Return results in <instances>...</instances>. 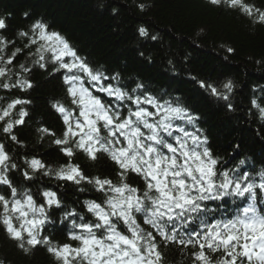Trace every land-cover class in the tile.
Masks as SVG:
<instances>
[{"label":"snow or ice","instance_id":"1","mask_svg":"<svg viewBox=\"0 0 264 264\" xmlns=\"http://www.w3.org/2000/svg\"><path fill=\"white\" fill-rule=\"evenodd\" d=\"M208 2L226 4L254 23L264 24V10L245 0ZM5 27V21L0 19V29ZM30 31L31 35L19 33L28 40L25 47L36 45L38 60L34 63L40 68H46L50 61L57 66L55 71L63 70L72 106L68 108L60 101L52 105L65 125L63 137L54 143L70 160L75 150L93 161L106 155L117 168L118 182L107 177H89L71 162L61 166L55 172L58 179L92 185L102 199L84 202L91 219L81 215L78 223L75 210L64 213V220L71 218L68 239L77 242L75 246L53 244L48 236L42 235V230L49 222V209L55 212L60 208L57 194L43 191L40 193L43 202L38 204L30 192H19L8 177L9 168L18 166L9 165L10 158L0 144V185L10 190L9 195L0 194L3 209L0 224L25 254L42 245L58 264H163L161 244H177L182 249H194L193 264H264V209L259 208L264 204V171L258 174L257 182L242 169L219 170L218 160L206 146V138L198 135L199 129L189 131L184 126L195 127L196 117L187 109L141 92L140 84L128 91L112 83L117 77L94 70L63 36L50 32L43 22L34 23ZM140 34L147 33L141 28ZM6 46L7 41L0 37V53ZM21 51L16 49L6 60L0 55V64L11 65ZM20 67L29 71L24 65ZM10 72V68L0 66V77L9 76ZM17 86L22 90L32 87L30 81L22 78L15 84L0 85L5 89ZM201 87L228 99L227 94L211 85L201 82ZM232 87L231 81L223 85L226 92H231ZM25 103L28 101L17 99L8 104L0 120L9 116L16 105ZM252 104L264 118V107L255 100ZM25 115L21 109V119L14 123L22 124ZM12 127L8 123L3 131L9 133ZM40 131L55 135L48 129ZM26 163L33 173L45 169L35 158ZM44 174L51 175L52 170ZM130 174L143 181L142 189L128 183ZM23 176L31 179L28 171ZM229 201L236 203L235 214L216 219V211ZM218 252L222 255L214 260L212 254Z\"/></svg>","mask_w":264,"mask_h":264},{"label":"trees","instance_id":"2","mask_svg":"<svg viewBox=\"0 0 264 264\" xmlns=\"http://www.w3.org/2000/svg\"><path fill=\"white\" fill-rule=\"evenodd\" d=\"M245 3L264 10V0ZM0 19L6 25L0 29V37L7 41L0 55L6 60L16 49H22L11 65L0 64L11 69L9 76L0 77V85L15 84L21 78L32 85L24 90L18 86L0 87V115L14 100L28 101L16 105L9 116L0 120V144L10 158L9 165L18 166L9 168L8 177L19 192H30L38 204L43 202V191L57 194L60 208L55 212L49 209V222L42 230L53 244L75 246L65 234V224H60L61 217L70 207L79 211L85 201L102 199L92 185L58 179L55 172L71 162L89 177H107L114 182L118 178L117 168L106 155L93 161L75 150L70 160L54 143L63 137L65 125L52 105L60 101L68 108L72 106L63 70L55 71L57 66L50 61L46 68H40L34 63L38 60L36 45L25 47L28 40L19 35H31V26L37 21L63 36L94 70L117 77L112 83L128 91L140 84L141 92L187 109L196 117L195 127L184 126L189 131L199 129L198 135L206 138L219 170H232L237 159L235 172L242 169L259 180L258 174L264 171V118L252 101L264 107V24L254 23L238 9L211 5L208 0H0ZM141 28L146 35L140 34ZM20 65L29 71L24 72ZM228 81L233 85L231 92L223 88ZM201 82L227 94L228 99L213 95L209 88L201 87ZM21 109L27 115L17 125L14 122L21 119ZM8 123L13 127L5 133ZM12 136L17 139L12 140ZM33 158L40 160L45 169L33 173L26 163ZM48 169L51 175L44 174ZM25 171L30 180L24 178ZM128 183L143 188V181L135 174L129 175ZM6 189L0 185V194L9 195ZM160 251L165 264H193L194 249L190 247L161 244ZM0 261L58 264L42 245L25 254L2 224Z\"/></svg>","mask_w":264,"mask_h":264},{"label":"bare ground","instance_id":"3","mask_svg":"<svg viewBox=\"0 0 264 264\" xmlns=\"http://www.w3.org/2000/svg\"><path fill=\"white\" fill-rule=\"evenodd\" d=\"M209 206L212 207V204H210Z\"/></svg>","mask_w":264,"mask_h":264}]
</instances>
